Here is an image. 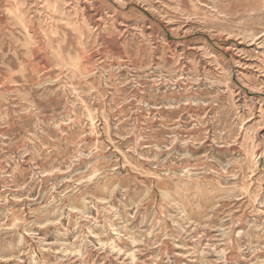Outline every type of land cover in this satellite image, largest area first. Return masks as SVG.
Here are the masks:
<instances>
[{
  "label": "rangeland",
  "instance_id": "1",
  "mask_svg": "<svg viewBox=\"0 0 264 264\" xmlns=\"http://www.w3.org/2000/svg\"><path fill=\"white\" fill-rule=\"evenodd\" d=\"M0 264H264V0H0Z\"/></svg>",
  "mask_w": 264,
  "mask_h": 264
}]
</instances>
